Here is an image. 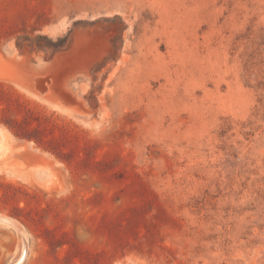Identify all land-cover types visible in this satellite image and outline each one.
<instances>
[{
	"label": "rangeland",
	"instance_id": "obj_1",
	"mask_svg": "<svg viewBox=\"0 0 264 264\" xmlns=\"http://www.w3.org/2000/svg\"><path fill=\"white\" fill-rule=\"evenodd\" d=\"M0 128V264H264V0H0Z\"/></svg>",
	"mask_w": 264,
	"mask_h": 264
},
{
	"label": "bare ground",
	"instance_id": "obj_2",
	"mask_svg": "<svg viewBox=\"0 0 264 264\" xmlns=\"http://www.w3.org/2000/svg\"><path fill=\"white\" fill-rule=\"evenodd\" d=\"M3 134H4V130L2 128H0V137H2ZM3 149H4V144L2 143L0 151H2ZM0 223H4L6 225L14 227L19 232V234L21 235L22 239H20L21 242H20V245H19V251H18L17 255H18L19 259H23L26 256L27 252H26V245H25V238H24L25 235L23 237V234L25 232H24L22 226L15 219H12L10 217L3 216V215L0 216ZM23 262H24V260H23Z\"/></svg>",
	"mask_w": 264,
	"mask_h": 264
}]
</instances>
